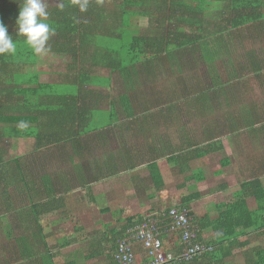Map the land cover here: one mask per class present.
<instances>
[{
    "label": "trees",
    "instance_id": "1",
    "mask_svg": "<svg viewBox=\"0 0 264 264\" xmlns=\"http://www.w3.org/2000/svg\"><path fill=\"white\" fill-rule=\"evenodd\" d=\"M62 2V11L58 4L48 7L46 22L55 29L50 57H65L67 66L58 81L49 83L36 71L39 57L16 36L22 0H0V20L17 44L13 55H0V222L7 236L21 231L2 255L4 264H55L51 251L58 245L47 244L57 242L58 235L45 234L46 217L61 213L66 199L78 190L90 194L91 185L146 166L155 190L161 191L173 174H183L194 160L205 162L220 151L222 137L237 145L250 140L248 145L264 148V102L219 116L222 104H243L241 90L233 88L244 93L253 81L264 95V59L252 52L256 43H264V0H90L83 13L72 0ZM225 38L248 54H240L237 62H222ZM98 69L108 76H99ZM183 116L211 118L198 138L180 127L184 133L172 146L163 132ZM26 139L34 142L29 154L7 157L11 142ZM55 161L65 169L57 171ZM228 165V159L221 163L223 168ZM138 177L134 174L131 182H139ZM203 179L198 169L178 188H196ZM200 197L193 192L176 208L189 212L198 240L204 241L205 229L216 232L210 243L204 241L213 250L183 264H223L236 252L247 258L246 264H264L260 179L239 183L228 202L215 199L216 219L192 213L191 203ZM248 198L255 201L252 210ZM158 205L152 203L135 215L115 209V223L104 224L83 241L86 264H118L122 246L138 257L139 229L154 222L160 227L156 220L169 218L174 208ZM107 212L109 208L101 209L98 215ZM252 229L261 237L250 244ZM78 242L64 240L62 247ZM165 243L166 252L181 253V245L174 243L172 251Z\"/></svg>",
    "mask_w": 264,
    "mask_h": 264
},
{
    "label": "rangeland",
    "instance_id": "2",
    "mask_svg": "<svg viewBox=\"0 0 264 264\" xmlns=\"http://www.w3.org/2000/svg\"><path fill=\"white\" fill-rule=\"evenodd\" d=\"M46 3L48 7L56 6L58 4V0H46ZM145 22V20H142V24ZM225 45L227 46V49L226 51H223ZM220 49L222 53H220L222 62H228V60L237 62L240 54H248L241 52L242 48L235 45L233 41H230V38H225V41L221 43ZM252 52L255 53L256 58L261 57V59H264V43H256L252 48ZM38 57L39 62L37 64L36 71L40 75V80L42 82L49 83L58 81L59 74L66 70L67 59L61 56L50 57V54ZM201 68L204 67L201 66ZM201 68H198L199 71ZM96 72L99 76H108L107 71H99L98 69ZM161 81L162 77H159L158 82L161 83ZM164 81L166 83H170L174 82V79L172 80L169 78L166 80V78H164L163 82ZM251 82V86L249 85L248 89L246 92L244 91V93H242L241 88H233L241 90L240 95L243 98H241L240 101L244 100L243 104H245L246 107L243 108V104L240 106L238 103L239 101H232L229 107H225V105L222 104L224 107H220L222 112H220L219 116L223 118L227 116V113L229 112H234L235 110H237V112H241V110L247 109L251 103L256 102L257 104H261L264 102V95L263 93H260L259 86H257V84L255 86V83L253 81ZM101 91L105 94L108 92L106 89H102ZM236 91L239 92L238 90ZM231 93L234 94V96L238 94L233 92V90ZM208 116L216 118L215 114H208ZM210 118L207 119L206 117L201 116H183L181 119L179 118L175 124L169 126V128L166 129V132H163V135L170 140L172 146H177V143H179L184 133L180 127L189 129L196 135V138H198L202 136L204 126ZM249 141L250 140H245L241 145H237L228 137H222L220 139V145L222 147L220 151L207 156L204 160L205 162L194 160L191 163L193 168H190L183 174H173L171 182L164 186L161 191L155 190L146 166H142L138 172L126 173L114 179L91 185L90 194L87 190H78L72 193L71 196L66 199L65 208L61 211V213H58L55 217L50 215L46 217V223L49 230L45 232V234L51 236L58 235L56 236L58 237L57 242L51 241L47 244L48 247H52L55 244L58 245V249L51 251L54 255V260L57 262L73 261L76 264H83L85 260L83 255V252L85 251L83 241L88 234L101 230L103 225L106 223L113 222L111 214L115 209H121L124 213L132 211L137 213L140 212V210H148V207L155 202L157 206H159L158 204H161L162 208H169L172 206H178L181 204V199L183 197L189 196V194L197 191L200 196L203 197L204 201L203 203L200 201L199 203L192 202L191 211L193 208L194 214L197 215L201 209H205L208 213H212L211 219H216L218 214L217 211L215 212L213 209V204L216 202L215 199H217L218 202H228L226 196L230 194V192L234 191L233 189L228 190L227 188L225 190H221L220 186L224 184L233 186L234 183L231 184L232 179L236 181H243L247 177L246 175L251 173L249 172L250 167L247 165L245 154H243V151H238ZM136 142L140 143L138 140ZM33 143L34 142L31 139L18 141L17 143L11 142L9 144V150H7V157L29 154L33 149ZM251 152H254L255 154V158L253 157L251 163L253 166V172L255 170L258 171L257 175H261V180L264 184V148H252ZM225 159H228L232 164L223 168L221 163ZM53 166L57 171L62 168L65 169V167L57 161L53 162ZM170 167L173 168L172 165H170ZM198 169L204 176L203 182L199 183L196 188H178V186L181 185L186 178H189L191 173L197 172ZM46 170L50 175V162L48 163ZM134 174H139L138 178L141 179L139 182L137 181L136 184L131 182ZM225 192L228 193L225 194ZM87 193L92 196V199H95V202L88 198ZM214 193H218L220 196L214 197ZM148 195H152L153 198L148 199ZM207 195L208 198H204ZM247 201L251 208L254 207V201L252 199L248 198ZM106 208H109L110 212L98 215L99 210ZM113 223H115V221ZM12 227L13 226L10 228ZM78 230L81 231L78 232ZM20 233L21 231L14 230L11 232V236H7L5 227L0 222V264H4L5 260L2 255L7 252V246L9 247L10 244L14 245L12 240L17 239L20 236ZM74 238L79 242L74 245H70L69 248L62 247L64 240H73ZM41 253H43V250H41ZM243 257H241L240 252H236L234 257H228L223 260V264H246L247 258Z\"/></svg>",
    "mask_w": 264,
    "mask_h": 264
},
{
    "label": "built area",
    "instance_id": "3",
    "mask_svg": "<svg viewBox=\"0 0 264 264\" xmlns=\"http://www.w3.org/2000/svg\"><path fill=\"white\" fill-rule=\"evenodd\" d=\"M171 208L169 210V218H165L169 223L166 224L165 220L158 221L161 226L158 227L157 222L149 226H143L139 229L136 241L140 243L144 249L147 260L140 261L137 256L128 246L120 248V256L117 257L118 264H183L192 260L195 256H201L206 252L213 250V247L202 240L197 239L194 230L191 229V216L189 212L182 208ZM197 229H195V232ZM174 236L175 240L172 243L182 246L180 254L166 252L164 250L165 240Z\"/></svg>",
    "mask_w": 264,
    "mask_h": 264
},
{
    "label": "clouds",
    "instance_id": "4",
    "mask_svg": "<svg viewBox=\"0 0 264 264\" xmlns=\"http://www.w3.org/2000/svg\"><path fill=\"white\" fill-rule=\"evenodd\" d=\"M72 2L83 13L88 10L90 0H72ZM57 7L61 11L64 9L62 0ZM49 15L46 0H22L19 6L18 16L15 21L16 36L23 37L24 42L36 56H46L51 52L49 40L54 35L55 29L46 22ZM16 48L17 44L9 34L8 27L0 20V55H13L16 52ZM141 249L144 252L142 247Z\"/></svg>",
    "mask_w": 264,
    "mask_h": 264
},
{
    "label": "crops",
    "instance_id": "5",
    "mask_svg": "<svg viewBox=\"0 0 264 264\" xmlns=\"http://www.w3.org/2000/svg\"><path fill=\"white\" fill-rule=\"evenodd\" d=\"M249 144H251V143H249ZM247 144H245L243 147H241L240 148V150H238V151H240V152H242L243 151V154H245V159H246V162H247V165H248V167H250V170H249V172H251V173H248L246 176V178L243 180V181H236V180H234V179H232V183L231 184H233V186H231V185H226V184H224V186L228 189V190H234V188L239 184V183H241V182H245V181H249V180H252V179H256V178H259L260 179V182L262 183V180H261V175L259 176V175H257V170H255L254 172H253V166L251 165V163H252V160H253V157L255 158V154H254V152H251V149L252 148H255V146H252V145H248V146H246ZM242 154V153H241ZM253 154V155H252ZM229 161V160H228ZM230 162V161H229ZM230 165L232 164L231 162L229 163ZM262 172V171H261ZM263 175V174H262ZM250 176H252V177H250ZM203 182V181H202ZM262 185L264 186V184L262 183ZM226 193H228V192H225V194ZM233 193H234V191L233 192H230V194H228L227 196H226V198L229 200V199H231V198H233ZM204 198H208V195L207 196H205ZM249 199H252L253 200V198H249ZM199 201L200 202H202L203 203V201H204V199H203V197L201 196L197 201H195V202H197V203H199ZM231 201V200H230ZM229 201V202H230ZM254 201V200H253ZM202 203H200V204H202ZM214 205H215V203L213 204V209L215 210V212L217 211L216 209H215V207H214ZM249 206V205H248ZM250 207V206H249ZM254 207H256V204H255V201H254ZM254 207H252V208H254ZM250 209H251V207H250ZM252 210V209H251ZM203 212L204 213H207V215H208V217L209 218H211L212 216V213L210 212V213H208V211L207 210H205V209H201L198 213H197V216L198 215H200V214H203ZM124 213V212H123ZM129 213V212H128ZM131 213H133V215H135V214H138V213H140V212H137V213H135V211H132ZM192 213L194 214V212H193V208H192ZM217 214H218V212H217ZM195 215V214H194ZM258 231H255V229H252V230H249V233H248V236H247V239H248V241L250 242V244L252 243V241H256V238H258V237H261V236H258V233H257ZM202 236H203V240L204 241H206V242H211L212 240L211 239H214L215 238V236H216V232H214L211 228H209V229H205L204 231H203V233H202ZM258 241V240H257ZM173 242V239H172V237H169V238H167V241H166V243H165V245H167V244H169L168 245V247L172 250V251H175V247L173 246V244L174 243H172ZM178 245V244H177ZM70 246H68V247H66V248H69ZM240 255H241V257H243V254L240 252ZM243 258H246V257H243ZM138 259L140 260V261H146L147 260V258H146V254L143 252V250L141 251V253H139L138 254ZM100 261V260H99ZM55 264H76V263H74L73 261H70V262H57V261H55L54 262ZM87 263V261L86 260H84V263L83 264H86ZM90 263V262H89ZM93 262H91V264H92ZM99 264V263H98Z\"/></svg>",
    "mask_w": 264,
    "mask_h": 264
}]
</instances>
